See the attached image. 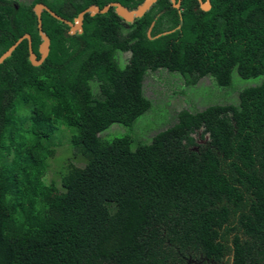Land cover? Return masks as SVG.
<instances>
[{
  "label": "trees",
  "instance_id": "trees-1",
  "mask_svg": "<svg viewBox=\"0 0 264 264\" xmlns=\"http://www.w3.org/2000/svg\"><path fill=\"white\" fill-rule=\"evenodd\" d=\"M209 1L85 14L74 35L44 11L45 61L24 40L0 65V264H264V0ZM34 2L72 22L143 0ZM32 8L0 0V56L28 34L39 57ZM162 69L188 87L259 83L165 128L142 86Z\"/></svg>",
  "mask_w": 264,
  "mask_h": 264
},
{
  "label": "rangeland",
  "instance_id": "rangeland-1",
  "mask_svg": "<svg viewBox=\"0 0 264 264\" xmlns=\"http://www.w3.org/2000/svg\"><path fill=\"white\" fill-rule=\"evenodd\" d=\"M14 1L17 2L16 4L23 5H29L31 2V0ZM117 56L120 65H123L127 63L130 53H120ZM258 83V81H240L238 75L233 72L232 88H218L213 79L208 77L201 79L195 86L188 87L185 85L184 79L177 73H169L163 69L153 73L148 72L142 83L143 96L150 101L153 110L166 111L167 116L164 118V114L160 111L153 112L152 116H150V110L148 111L150 117L147 118L151 121L154 120L153 123L155 124H161V122H164L166 119L167 122L164 124L166 128L175 123V117L181 110L201 111L207 106L214 104L223 105L232 103L236 105L238 103V93L243 88L258 85ZM158 106L160 108H158ZM124 131L125 128L118 124H113L108 130L104 131L102 136L121 134ZM154 134L155 132H152L142 137L147 140V138L150 139ZM68 139L69 138H67V141H69ZM59 153L60 155L58 157L62 160L65 155L62 151ZM74 165L80 167L78 163Z\"/></svg>",
  "mask_w": 264,
  "mask_h": 264
},
{
  "label": "water",
  "instance_id": "water-1",
  "mask_svg": "<svg viewBox=\"0 0 264 264\" xmlns=\"http://www.w3.org/2000/svg\"><path fill=\"white\" fill-rule=\"evenodd\" d=\"M159 0H143L141 4H139L135 9L133 10H128L127 8L123 7L119 3H110L100 9L99 7L92 5L79 13L76 18L73 19L72 22L67 21L60 16L56 15L54 12H52L49 8L43 5H36L33 7V13L36 16L37 19V30H38V35L40 37V44L38 47V54L39 58L37 59V56L34 54L32 51V46H31V37L28 34L23 35L20 37L6 52H4L0 56V65L6 60L7 58L10 57L12 52L17 48V46L22 43L24 40H27L28 43V60L30 64L34 67L40 66L45 59L47 58L49 54V46H50V41L47 35L42 31V22H41V15L42 12L45 11L47 12L50 16H52L54 19L64 23L69 27V35H74V34H81L82 33V25H83V20L85 14H88L90 17H93L97 14H106L111 8L114 9L115 14L121 18L124 22L126 23H132L136 19H140L144 16L146 12L150 10V8ZM201 1V0H198ZM176 0H171V3L174 5L173 8L179 10L180 9V1L178 4L175 3ZM201 4V3H200ZM210 4L209 0L205 2V4H201L200 9L204 12H207L210 9ZM153 23L151 24L147 35L148 38H150V33L153 27ZM169 32L162 33L161 35H165ZM161 35H158L160 37ZM207 139V137L205 138Z\"/></svg>",
  "mask_w": 264,
  "mask_h": 264
},
{
  "label": "flooded vegetation",
  "instance_id": "flooded-vegetation-1",
  "mask_svg": "<svg viewBox=\"0 0 264 264\" xmlns=\"http://www.w3.org/2000/svg\"><path fill=\"white\" fill-rule=\"evenodd\" d=\"M7 1H9V0H7ZM10 1H12V2L14 3V7L17 9V4H15V3H17V2L14 1V0H10ZM47 1L50 2V1H52V0H47ZM179 1H180L179 6H182V0H176L175 3L178 4ZM206 1H207V0H201V1H198V0H197L199 8H200L201 4H205ZM169 2L171 3V0H169ZM33 3H35L34 0H31V2L29 3V6H33V7H34V6H36V5L38 4V5H43V6H46V7H47V4H45V3H43V2H42V3H41V2H38V3H36V4H33ZM200 3H201V4H200ZM209 4H210V1H209ZM21 5H23V4H21ZM171 5L174 6L172 3H171ZM25 6H28V5H25ZM210 6H211V5H210ZM47 8H48V7H47ZM32 9H33V8H32ZM209 10H210V9H209ZM209 10H208V11H209ZM32 11H33V10H32ZM43 12H44V11H43ZM43 12H42V13H43ZM67 21H68V20H67ZM68 28H69V27H68ZM69 30H70V29H68V34H69ZM24 35H25V34H24ZM21 37H22V36H21ZM38 58H39V57H38ZM127 62H128V61H127ZM126 64H127V63H126Z\"/></svg>",
  "mask_w": 264,
  "mask_h": 264
},
{
  "label": "clouds",
  "instance_id": "clouds-1",
  "mask_svg": "<svg viewBox=\"0 0 264 264\" xmlns=\"http://www.w3.org/2000/svg\"><path fill=\"white\" fill-rule=\"evenodd\" d=\"M154 24V23H153ZM154 26V25H153ZM149 30V29H148ZM43 31V30H42ZM152 31V30H151ZM148 32V31H147ZM50 41V40H49ZM50 47V46H49ZM38 59V58H37Z\"/></svg>",
  "mask_w": 264,
  "mask_h": 264
}]
</instances>
